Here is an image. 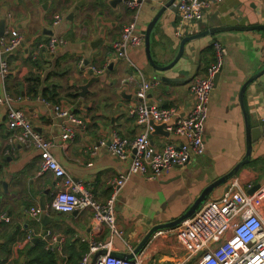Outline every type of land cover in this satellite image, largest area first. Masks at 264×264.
<instances>
[{"label":"crops","instance_id":"0c3cea01","mask_svg":"<svg viewBox=\"0 0 264 264\" xmlns=\"http://www.w3.org/2000/svg\"><path fill=\"white\" fill-rule=\"evenodd\" d=\"M166 1L143 0L129 7L121 0L112 8L107 0H0V18H5L2 35L21 36V43L5 56L8 73L0 79V96L21 97L16 106L33 128L51 140V152L58 163L101 203L112 191L111 181L126 174L130 164V159L111 155L108 142L113 133L132 138L148 127L127 113L139 100L135 90L141 80L152 83L145 96L147 103L175 107L185 115L192 103L189 84L206 75L208 65L215 61L214 42L226 51L209 94L204 153L158 179L130 175L113 204L119 236L112 237L105 224L93 227L90 209L63 213L47 208L38 218L29 217L30 207H41V203L46 207L51 202L60 181L50 172L38 173L39 150L16 140L17 131L8 128L6 107L0 104V180L7 183L5 188L0 183V264H79L91 245L109 240L111 254H128L150 227L184 213L206 185L228 172L245 154L239 93L250 77L253 80L243 96L250 126L260 127L261 135L250 160L233 178L213 189L208 199L218 197L232 179L242 186L248 181L252 187L258 185L255 205L264 218V0L213 2L200 20L185 23L181 30L178 10L166 8L150 32V54L159 66L172 61L182 38L210 27L229 28L188 40L178 62L167 69L158 70L150 64L144 44L127 46V57L109 63L112 43L123 26L134 21L136 33L144 37L149 21ZM52 38L63 43L50 53L47 45ZM93 41L96 44L92 46ZM80 60L84 66H79ZM192 64L196 68L191 79L171 80L184 77L174 70L177 65L190 74ZM87 66H104V71L101 79L82 91L81 86L97 76ZM58 110L67 111L77 121L57 117ZM67 129L72 136L62 139ZM150 139L155 147L185 141L175 134H151ZM45 231L49 235L43 237ZM28 233H33L34 241L27 240ZM52 237L55 242L51 246ZM42 248L47 253H42ZM106 251L100 247L86 264ZM183 253L170 228L153 234L136 256L141 264H172L181 260Z\"/></svg>","mask_w":264,"mask_h":264},{"label":"built area","instance_id":"2783aa9c","mask_svg":"<svg viewBox=\"0 0 264 264\" xmlns=\"http://www.w3.org/2000/svg\"><path fill=\"white\" fill-rule=\"evenodd\" d=\"M129 7L137 6L143 0H124ZM221 0H177L179 16V30L185 23L198 21L213 2ZM59 17H55V22ZM178 30V31H179ZM21 43V36L6 38L0 36V79L4 80L8 73L6 54L13 51ZM62 39H50L47 48L53 53ZM143 37L136 33L134 21L123 26L120 36L112 43V51L108 54V62L127 57V46H140ZM215 61L208 65L206 75L193 80L188 91L192 96V103L185 115H181L175 107H161L156 103H147L145 96L152 83L141 80L135 90V97L139 99L135 105L127 110L138 124H147L150 116L155 122L173 123L165 129L170 134L183 137L185 141L179 144L166 143L155 147L148 136L149 126L139 135L128 138L113 133L108 142V149L112 156L126 160L130 159L128 172L120 174L111 181L112 191L105 202H98L88 188L79 180H75L58 163L51 152V140L45 138L33 128L24 111L16 106L21 100L19 96L3 93L0 104L6 107V122L9 129H16L15 138L25 146L34 147L40 152L41 165L38 173L50 172L59 179L60 188L54 194L46 207L32 206L28 209L31 218H38L43 209L56 212H76L90 209L93 212L92 226L105 224L112 237L120 235L114 210V200L120 188L126 183L130 175L139 174L148 179H158L163 173L176 166L185 165L192 157L202 155L205 151L204 122L207 117L209 94L213 88L215 75L223 66L226 51L219 42H214ZM79 66H84L79 61ZM93 75H100L104 66L96 68L87 66ZM57 117L77 121L67 111H55ZM72 136L67 129L62 139ZM99 144H104L102 141ZM233 178V177H232ZM231 179V178H230ZM252 183L245 186L232 179L222 193L215 198L205 201L197 211L178 226L174 227L176 238L184 253L181 260L172 264H264V218L258 213L255 205L257 192H248ZM41 235V234H38ZM49 231L43 233V237ZM33 233L27 234V240H32ZM51 246L55 242L52 237ZM105 248V254L98 256L94 264H141L138 256L131 259L111 254V240L105 243L93 244L89 253L81 258L79 264H86L90 254L99 248ZM132 252V251H130Z\"/></svg>","mask_w":264,"mask_h":264},{"label":"water","instance_id":"95a60500","mask_svg":"<svg viewBox=\"0 0 264 264\" xmlns=\"http://www.w3.org/2000/svg\"><path fill=\"white\" fill-rule=\"evenodd\" d=\"M121 0H107L108 5H110L112 8H115L117 3H119ZM175 0H167L163 5H161V7L157 10L156 14L153 16V18L149 21L147 28L144 32V37H143V44H144V51L146 53V56L150 62V64L158 70H163V69H167L170 68L171 66H173L175 63L178 62V60L180 59L181 55H182V51H183V46L184 43L187 42L188 40L191 39H196V38H200V37H204L206 35H211L213 33H215L216 31H220V30H226L229 27H210L208 29H205L199 33H195L191 36H187L182 38L179 41V49L177 54L175 55V57L172 59V61L170 63H168L167 65L164 66H159L157 65L154 60L151 57L150 54V32L154 26V24L157 22V20L160 18V16L163 14L164 10L166 8H171L173 11H177L178 7L176 4H174ZM4 25H5V18L1 17L0 18V36L3 34V30H4ZM96 41H93L91 43V45H95ZM195 68L196 65L192 64L191 65V73L189 74V71L187 70H183L181 68V65H177L176 68L174 69L175 71H177L179 74H183L184 77H177V78H173L171 80L174 81H186L189 80L193 77L194 73H195ZM219 73V72H218ZM218 73L215 75L214 81L218 76ZM99 76L97 75L96 77H91L86 84L81 86V90H85L89 85L92 84V82H94L95 80H99L101 79ZM156 79H163V77L159 76V75H155L154 76ZM253 80V77H250L247 81H245L243 83V85L241 86L240 89V104L242 107V111H243V116H244V122H245V138H246V149H245V154L244 156L226 173H224L223 175L217 177L216 179H214L213 181H211L208 185H206L203 190L201 191V193L196 197V199L193 201V203L185 210L184 213H182L181 215H179L178 217H176L175 219L171 220V221H167L164 223H157L155 225H153L152 227H150L145 235L142 237V239L140 240V242L136 245V247L133 249L132 252L128 253V254H115L112 253L113 255L122 257V258H126V259H131L133 258L134 255H137V253L140 252V250L143 248V246L147 243V241L149 240V238L155 234L156 232H159L163 229H170V228H174L176 226H178L182 221L186 220L187 218L191 217L196 211L197 209L208 199L209 194L212 192L213 189H215L217 186L224 184L225 182H227L230 178L234 177L235 174H237V172L240 170V168H242V166L244 164H246L251 157V151L253 146L256 144V141L258 140L259 136L261 135L262 129L260 127H251L250 126V118H249V114L247 113V109L245 106V101H244V91L245 88L249 85V83ZM173 123V120H169L167 122H155L152 120V118L149 116L148 117V121H147V125L151 128L150 129V135L149 137H151V134H159V135H164V136H169L170 133L169 131H167L165 129V127L167 125H170ZM9 158V157H7ZM0 183L3 185V187L5 188L7 186L6 181L4 180H0ZM258 185H255L254 187H251V189L248 190L249 193H251L255 188H257ZM6 191V190H5ZM45 193V192H44ZM41 208L44 207L43 203H41ZM43 215V213H42ZM35 240V238H33V241ZM97 254L93 257L92 261L90 264H94L96 258H97Z\"/></svg>","mask_w":264,"mask_h":264},{"label":"trees","instance_id":"16d2710c","mask_svg":"<svg viewBox=\"0 0 264 264\" xmlns=\"http://www.w3.org/2000/svg\"><path fill=\"white\" fill-rule=\"evenodd\" d=\"M44 248H42V253H47L45 250H43Z\"/></svg>","mask_w":264,"mask_h":264}]
</instances>
